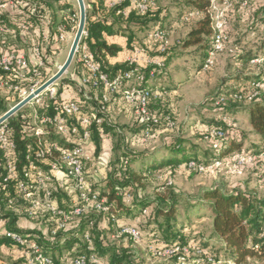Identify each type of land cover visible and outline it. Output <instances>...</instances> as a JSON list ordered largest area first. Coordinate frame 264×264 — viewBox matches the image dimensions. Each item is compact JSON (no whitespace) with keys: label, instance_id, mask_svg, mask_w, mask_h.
<instances>
[{"label":"trees","instance_id":"trees-1","mask_svg":"<svg viewBox=\"0 0 264 264\" xmlns=\"http://www.w3.org/2000/svg\"><path fill=\"white\" fill-rule=\"evenodd\" d=\"M27 1L25 7L10 10L14 11L11 18L29 24L34 34L35 29L42 31L45 25L52 28L54 20H59L58 25L65 32L70 25H73L76 31L78 9L74 10L75 0ZM83 1L86 6L85 35L81 38L76 55L79 57L85 48L100 71L109 78L129 71L132 66L126 61L113 65L109 63V59L116 57L121 49L115 45H108L106 37L115 33L125 34L127 47L132 48V51L131 44L136 40L132 32L133 28L144 30L149 25H156L155 30L164 32L165 39L169 43L164 51H161L160 41L150 38L155 30L148 34V45H136L143 48L146 55L150 54L152 56L150 58L155 57L163 62V67L160 69L151 66L138 69V72L144 75V81L135 83L138 89H149L159 93V97L150 99L148 103V113L157 119V123L149 126L139 125L134 118L133 125L127 130H122L109 119L110 121L106 120L101 127H91L94 158L101 151L102 135H110L114 140L113 155L105 168L104 178L100 184L94 183V188L106 199L109 213L105 215L90 213L82 216L78 219L77 225L58 231L54 238L49 234L50 223L41 224L40 230L17 228V220L24 216L14 212V208L19 207V202L16 200L12 185L7 183L2 189L3 170L0 166V219L5 221V230L35 241L55 264H65L89 253H94L100 264H148L147 262L155 261V264H180L179 254L167 260H160L152 254L153 250L160 251L167 248H178L181 254L182 250H187L185 255H196L198 264H262L264 262V195L238 188L224 190L217 186L199 190L197 201L209 213L208 237L205 238L204 233L197 226L187 225L181 220V215H184L186 220L189 219L190 212L198 206L196 199L187 198L177 192L172 184H168L169 176L163 182L160 181L158 186H153V183L158 179L155 178L156 174L163 169L171 171V175L175 171L199 174L195 170L188 169L189 162L208 166L233 153L235 155L244 153L255 157L256 162L264 163V76L261 75L264 61L259 64L252 62L264 56L247 58H243L245 54L231 56L229 65H234L235 70L238 71L226 75L217 82L216 89L204 98L198 112L199 115L204 112L209 113L214 120L205 123L201 118L202 121L197 123L202 122L203 131L192 128L183 134L181 129L183 130L184 127L173 125L171 114L162 107V104L166 91L171 93L176 89L175 84L188 82V72L184 70L182 78L175 82L176 80L167 73V70L179 58L187 56L184 51L190 48L193 49L194 58L189 69L194 74L204 75L215 66L206 72L202 71L210 49L212 33L210 18L206 14L210 0H170L171 3L165 6L160 5L162 0H153V6L144 13L138 12L129 1L113 7H104L100 0H95L89 6L86 5L85 0ZM242 1H239L238 7H242ZM230 2L232 5V0ZM31 5L36 7L33 15L30 14ZM190 14L193 16L189 17ZM2 18L5 20V17ZM261 18L264 23V9ZM181 26L187 28L178 31ZM9 28L16 31L14 39L19 45H23V42L28 46L32 45L26 34H20L17 26L9 24ZM229 69L230 67L227 66L226 72L229 73ZM151 70L155 71L153 78H149L148 75ZM254 72H257L255 75H258V78L250 80L245 78ZM164 76L168 77L167 84H163ZM148 83H155L156 86H148ZM237 96L241 98L237 99ZM221 99L222 102L215 105ZM77 102L83 112L89 111L88 101ZM6 105L0 97V115L7 111ZM94 108L98 109V105ZM26 117H22L18 111L7 121L10 138L16 144L20 164L25 154V144L28 142L24 132ZM237 117L243 118L248 130H241L239 126H235ZM225 120L230 122L231 127L227 126ZM146 128L149 130V136L144 139ZM213 129L225 133L233 132L234 136L232 138L226 136L221 147L213 150L207 144L208 133ZM248 134L252 136V141L248 150H243V146L247 144L245 136ZM125 135H129L130 139L127 140ZM189 135L191 137L185 139ZM157 138H162L161 144L149 149L150 141ZM197 142L205 145V154L210 155L208 158L201 157L203 154H200ZM2 153L0 151V155ZM150 185L151 190L147 192ZM127 196L130 197L129 203L125 202ZM56 197L59 206L68 210L70 206L68 198L64 194H56ZM9 199L15 201L13 207L9 206ZM181 203L183 209L179 211ZM101 221L105 222L104 226L101 225ZM123 221L129 223L124 225L121 223ZM120 225L136 228L140 240L134 242L126 235L117 236ZM85 233H88L90 243L84 239ZM1 247H14L19 250L10 239L0 235ZM0 264H25V261L21 257L15 262L7 263L0 256Z\"/></svg>","mask_w":264,"mask_h":264},{"label":"built area","instance_id":"built-area-1","mask_svg":"<svg viewBox=\"0 0 264 264\" xmlns=\"http://www.w3.org/2000/svg\"><path fill=\"white\" fill-rule=\"evenodd\" d=\"M131 1L134 8L140 13H144L154 4L153 0ZM27 3V0H0V97L7 104V111L33 94L50 78L44 76L47 52L46 37L43 36L42 41L35 42L31 46L26 45V42L19 45L14 39L16 31L9 28V20L2 18L3 11L25 7ZM246 4L247 1L243 0L242 6ZM35 9V5H31V15L35 13ZM230 9V0H210L209 2L206 14L210 18L212 33L210 49L202 66L203 72L210 70L215 65L217 57L224 51L228 43L226 30L228 28L227 14ZM191 16L193 14L189 15V17ZM39 21L44 22V20ZM17 27L20 34L35 35L29 24L19 23ZM45 28L48 29L47 25L44 26ZM56 32L57 40L65 41L66 32L61 26H57ZM84 35L85 31L82 37ZM150 38L161 42V51H164L169 44L162 30H155ZM143 50V48H134L133 54L125 60L132 66L129 71L109 78L100 71L93 57L83 48L79 54V61L84 74L80 77L79 88L83 90L85 88L93 90L102 88L104 90L98 100V109L90 108L88 112H83L77 101L58 100L55 88L57 81L35 96L27 104L32 106L33 110L26 117L24 132L28 142L25 144L22 164H20L16 144L10 138L8 120L0 124V151L3 152L0 155V166L3 170L2 189L6 187L7 183L12 185L20 207L14 208V212L22 214L23 218L30 222L47 225L50 223L51 238H54L58 231L77 225L78 219L82 216H87L90 213L102 215L109 213L106 199L100 196L99 191L94 188V182L88 179V176H93L97 170L94 166V152H87L85 147L92 144L91 127H101L106 122L110 94L118 92L125 83L143 82L144 75L140 74L138 69L150 66L157 69L163 67V62L158 58L147 57L144 59L145 52ZM77 52L78 49L76 54ZM262 61H264V57L252 62L259 64ZM148 75L149 78H153L155 71H149ZM157 97H159L157 91L138 89L135 85L122 93L124 104L133 108V115L137 123L145 126L157 123V119L148 113L149 100ZM240 98L237 96V99ZM221 102L222 99L215 105ZM9 103H13V105L9 107ZM225 121L227 126L231 127L230 122ZM208 134L209 145L213 150H218L228 132L213 129ZM148 136L149 130L146 128L144 139ZM255 160V157L242 153L234 159L231 169H242L252 165ZM216 165H219L217 161L208 166L189 162L188 169L204 174ZM89 169L91 170L89 171ZM56 194H64L68 198L70 204L68 210L59 206ZM129 201L130 197L127 196L125 202L129 203ZM14 203L15 201L9 199V206L13 207ZM0 235L13 242L21 252L25 264H55L43 253L35 241L6 230H3ZM120 235H126L134 242L140 240V234L134 227L118 226L117 236ZM84 239L90 243L88 233H85ZM152 254L160 260H167L179 254V263L186 264L187 250L185 249L182 250V254L178 248L153 250ZM65 264H100V261L94 253H89L80 255Z\"/></svg>","mask_w":264,"mask_h":264},{"label":"rangeland","instance_id":"rangeland-1","mask_svg":"<svg viewBox=\"0 0 264 264\" xmlns=\"http://www.w3.org/2000/svg\"><path fill=\"white\" fill-rule=\"evenodd\" d=\"M240 0H232L231 9L227 14L228 19V28H227V36L229 38V42L226 44L224 51L217 57L215 66L206 74L202 76H196V78L190 82L186 83L184 86L179 87L176 90H172L171 93L166 91L165 96L163 97L162 107L167 110L171 114L172 122L174 126H182L184 127L183 134L189 129L196 128L197 125H201L202 122L197 123L198 121H203L205 123L210 122V120H214V117L209 113H200V105L204 102V98L210 94V92L216 89L218 85V81L226 77V75L234 74L236 71V67L234 65H229V61H231V56L244 55L243 58L255 57V56H264V23L262 22L261 13L264 9V0H246L247 7H238V3ZM170 0H162L160 5L165 6L168 5ZM74 10H77L75 5ZM183 28H187L185 26H181L178 31L183 30ZM73 35L70 37L67 42L66 50L70 47ZM233 47V49L231 48ZM232 49V51H229ZM62 57H58V61H62ZM248 60V59H247ZM234 62V61H233ZM264 64V63H263ZM227 66L230 67L229 73L226 72ZM264 67V65H263ZM261 68V75L264 76V68ZM71 68V67H70ZM173 70H177L174 67H170L167 70V73H175ZM180 72H176V76H179ZM257 72H254L252 75H247L245 78L247 80L258 78ZM168 77L162 79L163 84H167ZM177 82V81H175ZM174 82V83H175ZM212 109V107H209ZM243 116V115H242ZM118 120V119H116ZM193 122V124H192ZM117 126H120L122 130H127L130 128V120L127 122L120 121L116 123ZM235 126H239L241 130H248L245 126V121L242 117H237L235 119ZM234 127V126H233ZM201 130V128H200ZM249 135V134H248ZM245 136V141L247 144L243 146V150H248L249 145L252 141V136ZM126 139L129 140V135H125ZM228 137H233L234 134L232 132L228 133ZM191 137L186 136L185 139ZM162 138L152 139L148 144L149 149L155 148L161 144ZM114 140L112 137H109L106 140V146L108 149L105 152L108 154L109 149L113 146ZM197 147L201 151L203 156L202 158H208L210 155L205 154V145L201 142H197ZM210 144V141L207 142ZM137 148H142L139 146H135ZM134 147V148H135ZM112 152V149H111ZM113 155V153H112ZM237 157L234 153L227 158L222 159L221 161H217L219 165L212 167L211 170L207 171L204 174H193L188 171H175L172 175L169 170H161L159 171L155 178L153 186H158L160 181L167 179L170 177L168 184H172L174 189L186 196L187 198L196 199V204L194 210L190 212L189 219L186 220L184 215H181V220L184 221L185 224H189L191 226H197L202 233H204V237H208V226L209 220L207 217L209 216L201 203H198L197 197L199 195V190L202 188H211L217 186L224 190H230L233 188H238L241 190H248L249 192H256L260 195H264V163L255 162L250 166H245L242 169L235 170L231 169L232 163L234 159ZM95 170L97 172H101L102 167H100L99 163L95 161ZM100 169V171H98ZM151 185L148 187L147 192H150ZM69 205V204H68ZM65 206V205H63ZM66 207V206H65ZM183 205L181 203V208L179 211H182ZM112 242V239H110ZM3 252H0V256L7 261L10 260L9 250L7 247L2 248ZM19 251V250H18ZM6 252V253H5ZM20 258V257H17ZM186 264H198L196 255L188 254L186 257ZM148 264H155V262H147ZM264 264V262L262 263Z\"/></svg>","mask_w":264,"mask_h":264},{"label":"crops","instance_id":"crops-1","mask_svg":"<svg viewBox=\"0 0 264 264\" xmlns=\"http://www.w3.org/2000/svg\"><path fill=\"white\" fill-rule=\"evenodd\" d=\"M70 1V0H69ZM124 1H129L132 4L131 0H100L101 5L104 7H113L111 4L117 5L121 2ZM92 2H95V0H85V3L87 6L91 4ZM97 2V1H96ZM85 5V4H84ZM86 7V6H85ZM131 8V6L129 7ZM125 10L126 12L129 10ZM9 11V12H8ZM14 11L10 10H5L3 11L2 15L5 17V20H9V24L13 26H17L21 22V20H14L11 18V14ZM59 20H54L52 28H45L42 31H39L35 29V35L34 36H28V41L33 44L35 42H40L42 41V37H46V42H47V52L45 54V70H44V76L45 77H51L53 76L58 68L62 66L64 61L66 60V57L68 55L70 47L66 50V46L68 45L67 42L69 41L70 37L75 34V27L73 25H70L69 29L66 31V38L65 41L59 42L57 40V32H56V27L58 25ZM156 25H149L147 29L144 30H138L136 28L132 29V32L134 33L136 40L134 43L131 44V47L137 48V44H143V45H148L149 44V37L148 34L156 29ZM106 42L108 45H115L118 46L121 51L117 54L116 57L109 59V63L111 65L113 64H121L125 62V60L133 54V50L129 49L127 47V38L125 34L123 33H115L114 35L110 37L105 38ZM24 43V42H23ZM71 46V45H70ZM140 48V47H138ZM193 49H186L184 53H187V56L179 58L172 66L177 70H173L175 73H170L173 78L178 81L182 78L184 74V70H187L188 72V82H192L196 76H202L203 74H194L192 71H190L189 67L193 64V58L194 55L192 54ZM58 57H62V61H58ZM147 57H152L149 55L144 54V59ZM154 58V57H153ZM71 67V68H70ZM169 67V68H170ZM176 72H180L179 76H176ZM84 74L83 67L79 61V57L75 54L70 66L68 67L67 71L65 74L55 83V88L57 90V99L62 100V101H80V100H86L88 101V107L94 108L95 106L98 105V100L100 96L104 93V90L102 88H99L97 90H93L90 88H85L84 90L79 88V80L80 77ZM131 84V85H130ZM186 83L183 84H175L176 89L179 87L184 86ZM133 85L136 86L135 83H125V85L116 93L110 94L109 97V102L107 104V112H106V120H109L111 123L115 122L118 123L120 121L127 122L130 120V125H133L134 121V115H133V110L130 106L124 104L122 100V93L124 90H129ZM152 85L153 87L156 86L155 83H148L147 84ZM175 89V90H176ZM87 98V99H86ZM13 103H9V107L12 106ZM33 108L30 105H26L22 109L19 110V113L22 117L29 116L32 112ZM118 119V120H116ZM130 126V127H131ZM201 128V130H200ZM195 129H198L199 131H203L204 127L203 125H197ZM233 133V132H232ZM102 145H101V151L98 154L96 158H94L95 161H97V164L99 163L100 167H102L101 172H97L96 174L94 173L93 176H88L89 180L93 181L96 184H100L104 178V172L105 168L107 167L110 159L112 158V152L111 149H109L108 154L105 152V150L108 149V146H106L105 142L106 140L110 137V135H102ZM87 152H94V146L93 143L89 144L85 147ZM152 152V151H151ZM91 169H89L90 171ZM100 171V169H98ZM0 233H2L3 230H5V221L0 220ZM122 224L126 225L129 222H121ZM101 225L104 226L105 222L101 221ZM17 228L21 230H40L41 224H36L32 223L25 218H19L16 222ZM43 233L45 230L42 231ZM2 248H0V252L2 251ZM9 250V255H10V260L9 262H15L17 257L21 258V252L18 251L16 248L11 247L7 248ZM6 253V252H5Z\"/></svg>","mask_w":264,"mask_h":264},{"label":"water","instance_id":"water-1","mask_svg":"<svg viewBox=\"0 0 264 264\" xmlns=\"http://www.w3.org/2000/svg\"><path fill=\"white\" fill-rule=\"evenodd\" d=\"M77 9H78V24L77 29L74 34L68 55L66 60L59 67L57 72L51 76L42 86H40L33 94L29 95L26 99L22 100L11 109H9L2 117H0V124L4 121L8 120L14 114H16L20 109L30 103V101L37 95L41 94L44 90H46L49 86L53 85L56 81H58L67 71L68 67L70 66L76 51L78 49L79 43L81 41L82 35L84 33L85 27V5L83 0H75Z\"/></svg>","mask_w":264,"mask_h":264}]
</instances>
